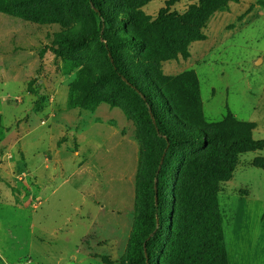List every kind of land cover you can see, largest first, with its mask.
<instances>
[{
  "label": "rangeland",
  "instance_id": "1",
  "mask_svg": "<svg viewBox=\"0 0 264 264\" xmlns=\"http://www.w3.org/2000/svg\"><path fill=\"white\" fill-rule=\"evenodd\" d=\"M170 1L113 0L112 25L118 34L137 42L127 41L118 50L129 74L168 100L172 128H178L180 121L208 132L230 113L238 123L252 126L254 140H264V0H221L199 21L190 24L176 18L146 33L119 22L127 17L142 22L182 16L199 0H175L169 5ZM0 8L4 9L0 11V133L20 130L23 123L26 128L18 131L22 136L25 130L32 136L52 130L58 147L78 154L75 172L88 178L99 171L104 180L95 196L96 188L90 184L88 201L75 192L60 197L67 187L50 201L43 217L48 233L57 230L50 242L54 249L37 244L45 239L37 218L19 216L24 232L13 227L19 239L11 240L16 256H21L17 263L58 264L62 257L59 264H126L136 217L146 199L139 183L145 177L152 179L162 154L153 127L148 120L133 119L142 106L111 75L99 41H89L76 51L61 48L60 36L77 40L96 33L98 22L86 0H0ZM191 77L198 85L200 124L182 117L197 114L187 89ZM98 136L101 142L95 141ZM14 140L9 137L3 151L19 152L9 146ZM205 149L200 144L179 146L166 164V224L172 227L176 221L169 212L187 216L191 210L198 189L192 181L193 161L205 164ZM255 163L264 165V152L239 155L232 180L217 188L229 264H264V171ZM185 170L189 176L183 177ZM16 178L17 203L24 213L38 214L39 202H30L33 195L26 183L29 179L33 184V176L19 170ZM32 221L35 225L28 229ZM170 231L157 254L160 264L168 260ZM71 233L70 240L64 237L61 242ZM0 264H5L1 256Z\"/></svg>",
  "mask_w": 264,
  "mask_h": 264
},
{
  "label": "trees",
  "instance_id": "2",
  "mask_svg": "<svg viewBox=\"0 0 264 264\" xmlns=\"http://www.w3.org/2000/svg\"><path fill=\"white\" fill-rule=\"evenodd\" d=\"M94 19L98 22L95 34L82 36L77 40L71 37H59V43L64 50H79L86 47L89 41L97 40L111 65V75L140 102L142 109L133 115L137 123L148 120L153 127L155 137L162 148L158 162L153 170L151 180L146 177L140 180V194L145 202L137 214L135 229L130 242L126 264H160L157 254L162 250L163 241L170 231L171 249L166 264H229L225 235L222 228V217L219 211L217 188L233 178V168L238 156L244 153L264 152V140L256 141L252 138V126L238 123L230 113L219 123L206 132L194 125L179 122L178 128L169 125L168 117L173 112L168 100L155 90L144 88L129 74L119 55V48L129 41L137 42L118 34L109 17L113 0H86ZM175 0L168 2L172 5ZM221 0H199L192 5L185 15L170 14L160 16L156 20L139 21L134 18L119 19V22L131 24L139 28L142 33L149 32L164 22H172L176 18L192 24L210 15ZM4 12V9L0 8ZM187 89L192 94V104L197 112L195 117L182 116L192 124H200L202 110L198 98V85L195 77L187 81ZM204 145L206 163L197 165L193 161L191 170L195 194L191 203V210L187 216L182 213L169 212L176 224L173 227L166 224L167 211L163 188V175L166 164L174 150L184 145ZM216 163V167L210 163ZM162 162V164H161ZM214 164V163H213ZM264 171V165L255 163ZM183 171V177L189 176ZM157 179L158 191L155 192ZM157 197V201H156ZM150 199V201H149ZM171 227V228H170Z\"/></svg>",
  "mask_w": 264,
  "mask_h": 264
},
{
  "label": "crops",
  "instance_id": "3",
  "mask_svg": "<svg viewBox=\"0 0 264 264\" xmlns=\"http://www.w3.org/2000/svg\"><path fill=\"white\" fill-rule=\"evenodd\" d=\"M24 127L26 128L25 123H23L20 130L24 129ZM14 130L16 131V129ZM14 130L4 129L0 133V178H2L0 181V256L5 264H18L17 262L21 257L16 256V248L11 246L12 238L19 239L18 234L16 232L13 233L12 228H20L24 232V227L20 226L19 216L28 217L31 218L30 220L35 221V218H37L43 224V236L45 237L43 241H38L37 244H40L41 247L54 249V246H51L50 242H52L57 230L54 232L55 235L48 233L47 220L45 219L46 217H43L53 197H57L60 191L69 188L60 197L67 198L71 193L75 192L78 196H84L85 200L88 201L90 199L89 193L91 192L89 189L90 184L96 188L92 194L95 196L100 188V184L104 183L99 171L97 172L98 174L93 172L92 176L88 178L82 172L77 173L74 171L72 167L75 166L74 163L77 161L75 159L78 154L69 152L67 146L58 147L52 130L48 132L42 131L41 133L34 134V136L25 130L22 136L18 132L20 131L19 128H17L16 133H19L18 137L14 134ZM9 137L15 138L11 145L9 143V146L19 148V152L10 153L3 151L7 147ZM95 141L101 142V138L99 136L95 137ZM19 170H23L24 173L33 176V184L30 183L29 179L26 180V183H28V187L33 195V199L30 202H34L35 200L39 202L40 212L38 214L33 213V211H25L24 213V208L17 203L16 197L13 194V188L15 189L19 186V183L16 182ZM96 175L98 178H96ZM103 177L105 178V175ZM65 187L67 188L65 189ZM22 223H24V220ZM34 225L32 221L28 229H31V226ZM29 234V240L32 241L33 230H30ZM73 235L71 233L69 237L63 236L61 242L64 237L70 240ZM24 238L23 236L22 239ZM30 247L28 253L34 252L33 245H30ZM62 261L61 257L58 262L61 263ZM41 263L44 264L42 260Z\"/></svg>",
  "mask_w": 264,
  "mask_h": 264
},
{
  "label": "water",
  "instance_id": "4",
  "mask_svg": "<svg viewBox=\"0 0 264 264\" xmlns=\"http://www.w3.org/2000/svg\"><path fill=\"white\" fill-rule=\"evenodd\" d=\"M161 164H162V162H161ZM157 191H158V187H157V179L155 180V192L157 193ZM156 201H157V197H156Z\"/></svg>",
  "mask_w": 264,
  "mask_h": 264
}]
</instances>
